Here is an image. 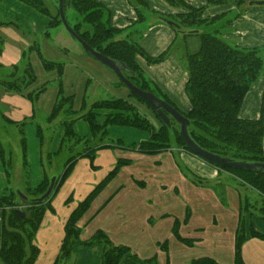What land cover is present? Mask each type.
I'll return each instance as SVG.
<instances>
[{"label": "crops", "instance_id": "obj_1", "mask_svg": "<svg viewBox=\"0 0 264 264\" xmlns=\"http://www.w3.org/2000/svg\"><path fill=\"white\" fill-rule=\"evenodd\" d=\"M93 1L109 11L110 25L123 32L122 38L134 37L151 59L165 56L159 63H149L145 57L137 56L136 62L156 96L181 113H189L191 103L186 93L188 73L184 57L182 51H176V44L189 36L173 23L190 13L188 7L201 10L204 19H228L225 40L237 48L258 51L264 62V6L251 5L241 12L233 1L209 4L208 0H182L185 5L180 6L166 0H140L138 4L134 0ZM1 7H6L10 20L0 22V65L13 71L26 60L35 75V81L21 93L0 86V109L8 122L26 124L36 120L39 112L48 121L61 96L73 99L76 112L83 108L86 112L100 102L89 105V91L95 94L103 89L118 97L114 99H129L131 92L121 85L119 78L83 50L70 52L49 44L47 30L51 20L43 13H37L22 0H0ZM33 12L38 18L24 22L23 14ZM38 34L44 36L42 45L35 40ZM43 59L60 64L61 69L47 70ZM97 113L103 119L108 112ZM239 117L250 121L264 117V68L245 96ZM60 125L55 141L46 143L49 154L58 153L61 147L65 128ZM73 130L80 138L93 140L90 125L84 119L77 120ZM110 131L115 132L112 142L107 141ZM110 131L104 145L101 144L105 147L96 145L92 158H78L63 183H57L49 200L50 209L33 239L39 250L34 264H56L69 220L101 185L76 223L79 237L67 264H102L105 245H83L92 242L98 233L104 234L111 245L125 247L139 259H153L156 264H192L203 258L218 264H236L240 230L245 237L244 264H264V218L260 213L263 198L257 189L245 185L238 175L183 148L147 153L132 147L147 141L149 133L123 126H112ZM42 140L29 150L25 139L26 164L36 166L33 179H29L31 187L39 186L47 173L39 165L45 145ZM80 144L83 142L77 145ZM1 165L0 190L10 183ZM2 219L0 210V222Z\"/></svg>", "mask_w": 264, "mask_h": 264}, {"label": "trees", "instance_id": "obj_2", "mask_svg": "<svg viewBox=\"0 0 264 264\" xmlns=\"http://www.w3.org/2000/svg\"><path fill=\"white\" fill-rule=\"evenodd\" d=\"M22 1L41 13H49V10L44 4L45 0ZM134 1L137 4L141 3L140 0ZM166 1L174 6L185 5L182 0ZM208 1L213 4L222 3L225 0ZM260 1L264 0H235V3L241 7L242 12L245 8H249L251 4L256 5V3ZM64 2L66 5L70 3L69 7L73 5L72 0H64ZM85 2L81 0V2L77 4L80 10L86 15L89 9L95 10V6L98 7V9L96 8L98 11H100V8H103L108 14L107 24L104 25L101 15L93 17L86 16L85 19L93 29L91 40H88L87 36H82L73 28L72 29L94 50L124 64L128 70V72H125V76L135 86L143 91H149L156 95L138 66L135 55L145 57L149 63H159L163 61L165 56H161L157 59L147 57L139 47L137 41L129 43L127 39H124L123 41L111 42L109 32L112 31L116 36L121 35L123 32L111 27L110 13L103 5L93 0H85ZM90 5L94 8L91 9ZM69 7H65L64 12ZM188 9H190V13L181 16L179 19L181 22L176 20L173 23L174 27L178 28L180 31H182V27L185 25L191 26L206 22L201 20V10L190 7H188ZM56 21L57 20L53 21L51 26L57 24L58 22L55 23ZM60 22L62 24L61 18ZM182 33L187 36L198 35L200 40L199 49L196 52L187 53L186 59V69L188 73L186 93L191 103V110L187 114H182L190 122L188 130L191 138L203 149L219 155L222 158L248 164H264V117L258 121L243 120L239 117V112L245 96L252 85L258 80L264 68V62L260 53L256 50H244L230 46L213 34H198L197 31H191L187 34L182 31ZM43 64L47 70H51L55 67L61 69L60 64L53 63L46 59H43ZM136 76H140L143 82L140 84L136 83ZM34 81L35 75L32 66L25 60L19 67H15L13 71H9L6 79H0V86L21 93ZM121 85L124 86L122 83ZM131 96L145 103L153 111L151 106L145 101L132 93ZM32 99L34 100L35 97H32ZM85 109L83 108V112H76L74 110L73 99L61 96L51 117L48 119V121L52 123L61 113V115L65 116V119L62 121L65 133L58 152L66 148H72L75 144L81 142H89L88 139H82L77 136L73 130L74 123L79 119H84L89 123L93 140H97L94 146H89L85 151L77 153L66 160L64 172L60 176H57L56 186L57 183L60 185L63 183L78 158L83 156L92 158L94 156L93 153L96 150L94 147L105 143L109 128L112 126L131 127L148 132L150 137L147 141L132 145V147H138L142 152L156 153L168 150L172 147L174 137L175 143L178 144L180 148L193 153L180 135V126L179 134L178 131L172 132L173 119H171V126H168L155 114L162 122L161 127L156 129L145 115L139 114L136 107L121 99L96 102L91 105L90 109L86 110V112L84 111ZM98 110L108 113L101 119L99 118L100 114L97 113ZM22 147L24 153V166L27 167L24 152V138H22ZM101 147L105 146L101 145ZM0 150L1 157L3 158L4 151L2 150L1 143ZM52 156L53 154H49L48 158L50 159ZM221 169L238 175L245 185H250L260 192L263 198L260 213L264 218V171L235 170L230 168ZM5 171L10 178V172L7 169ZM24 174L26 176V189L25 191L20 190V192L30 200L28 205L22 203L17 192L11 187L0 190V210L3 212V219L2 222H0V264H34L39 255V250L34 245L33 239L41 225L46 210L50 209L49 200L52 195L42 203L33 202V200L41 197L47 191L52 177L46 173L45 180L39 186L31 187L28 179L29 173L24 172ZM101 187L102 185L99 186V188ZM99 188L85 202L79 205L78 209L69 220L66 229V238L63 242L61 254L56 264H67L70 259L73 244L79 237V230L76 228V223L88 209L90 200L98 193ZM21 206H23V208L26 207L28 211L25 218H21L15 213L16 209ZM241 231L242 230H240L237 235L236 264H244L242 260V245L245 237ZM95 243H102L106 247L102 256V264H156L153 259H139L137 256L132 255L125 247H115L111 245L102 233H98L93 238L92 242L83 245L91 246ZM192 264L218 263L213 259L203 258L194 261Z\"/></svg>", "mask_w": 264, "mask_h": 264}, {"label": "rangeland", "instance_id": "obj_3", "mask_svg": "<svg viewBox=\"0 0 264 264\" xmlns=\"http://www.w3.org/2000/svg\"><path fill=\"white\" fill-rule=\"evenodd\" d=\"M83 1L85 2V0ZM230 1L235 2V0H225L223 2H230ZM72 2H73L72 7L67 8V10L65 11L66 20L71 28H73L80 35L87 36L88 40H91L93 29L91 25L89 24V22L85 19L86 16L93 17L96 15L97 16L101 15L102 21L104 25H106L108 14L105 10H103V8H100V11H98L96 10V8L98 9V7L95 6V10H96L95 11L93 9L94 7L90 5V8L93 10L89 9L87 14L85 15V13L82 10H80V8L77 6V4L81 2V0H72ZM85 3L89 4L88 2H85ZM44 4H45V7L49 10V13H43L44 15H42L40 12L36 10L35 11L37 13H40L43 17L51 20V23L55 20H57L55 23L58 22L57 24L53 26H49L51 28L47 30V33H49V36L51 37L49 44L52 43L55 45H59L60 47H63L67 49V51H70V52H74L77 48H79L80 50H83V47L81 46V44L72 38V36L68 32L64 24L63 23L61 24L60 22L59 0H45ZM213 4H219V3H213ZM5 11H6V7H1L0 22L7 21L8 19L10 20V18H8V16L5 14ZM29 14L30 15L23 14L24 22H30L32 21V19L36 20L38 18L36 13L34 12H33L34 15L32 13H29ZM201 20L206 21V22L200 23V24H194L191 26L185 25L182 27V31L185 32L186 34L190 33L191 31H197L198 34H206V33L213 34V35H216L221 40H223L224 42H226L227 44H229L224 38V35L226 33L225 31H227L230 25V21L228 19H223V20L204 19L201 16ZM177 21L181 22L178 19ZM24 22H23V25L25 27L26 24ZM54 26L56 27L58 26V27L55 28ZM109 33H110L109 35L111 38L110 39L111 42L112 41L113 42L123 41L124 39H127L129 43H134L136 41L134 37H131V38L123 37L122 38V36H124L122 34L119 36H116L115 34L112 33V31ZM34 37H35V40H37L38 44L39 43L41 45L43 44V40H44L43 35L41 36L40 34H38L37 36H34ZM199 45H200V40H199L198 35H190L189 37H186V39L184 40L181 39L178 41V43L176 44V51H180V52L182 51L185 65H186L187 53L196 52L199 49ZM229 45L232 46V44H229ZM0 47H1V43H0ZM137 56L139 55H135V58H137ZM65 63H68V60H66ZM36 68L37 70L40 71V68L37 65H36ZM8 72H9L8 68L2 67L0 65V79L1 80L7 78ZM135 82L140 84L143 81L140 79V76H136ZM114 98H118V97L117 96L115 97L111 95L110 93L105 92L103 89H100L99 92L95 94H90V91H89V93L87 94L86 101L89 105H91L93 102H96V101L108 100V99H114ZM125 101H127L128 104H131L134 107H136L138 109L139 114H143L145 116L146 114L149 115L151 118H148V119L155 126L156 129H159L161 127L162 122L145 103L138 101L135 97L131 96V94H130L129 99ZM61 114L55 121H53L52 123H49L47 121V117H45V115L42 112H39V114H37L36 120L30 121L26 124L15 125V124L8 122L6 119H4L2 115V110L0 109V143L2 145V150L4 151L3 153L4 157L2 158L1 150H0V159H1L0 164L2 163L1 168L3 170L7 169L11 174L10 179H9L10 183L8 187H11L16 192H19L20 190L25 191L26 187L24 183L26 181V176L24 172L29 173L28 179H33V176H34L33 169H36V166L31 167L29 164L27 167L24 166V160H23L24 153H23V147H22L23 136L26 139L27 148L29 150L31 147H35L38 141L40 142L43 139L42 141L43 143H45V145L41 149V159L39 160V165L40 167L45 168L49 176L52 178L60 176L64 172L65 162L69 157H72L77 153L83 152L84 148L88 146H94V143L97 140H90L87 143L83 142V144H80V145L75 144V146L72 148H66L56 154H53V156L50 157L49 159L48 157H49L50 150L48 146L46 145V143L48 140L50 142L49 144H52L55 141L57 137V133H58V127L61 126L60 124H62V121L65 119V116ZM59 119L61 121L60 123H59ZM32 126H36V127H32ZM37 129L38 131L36 132ZM111 129L112 127L109 128V131ZM117 129H120V128H117ZM173 131H178V134H179V125L175 121L172 120V132ZM137 132L140 133L141 131H137ZM114 133H115L114 131H110V135L108 136L107 141H110V142L114 141L115 139V137H113ZM142 133L148 134V132H145V131H143ZM137 139L139 138H136V140ZM172 147H180L178 144L175 143L174 137H173ZM18 209H20L27 215L28 211L26 207L23 208V206H21V207H18ZM68 264H72V262H69Z\"/></svg>", "mask_w": 264, "mask_h": 264}, {"label": "water", "instance_id": "obj_4", "mask_svg": "<svg viewBox=\"0 0 264 264\" xmlns=\"http://www.w3.org/2000/svg\"><path fill=\"white\" fill-rule=\"evenodd\" d=\"M252 5V4H251ZM256 5L258 6H264V1L257 2ZM70 3L67 5L65 4L64 0H59V13L60 18L70 35L73 39H75L77 42L81 44L83 47L84 52L101 63L102 65L109 68L120 80L122 84L134 95H136L138 98L145 101L147 104L151 106L155 114L168 126H171V119L176 121L180 126V135L187 145V147L200 159L204 160L205 162H208L210 164H213L215 166H218L219 168H230L235 170H247V171H264V164H248L244 162H236L231 161L226 158H222L219 155L213 154L202 147H200L190 136L189 134V126L190 122L189 120L180 113L175 107H173L168 102L160 99L157 97L154 93L149 91H143L137 86H135L126 76L125 72H128L127 67L118 62L115 61L99 52L94 50L87 42H85L68 24L65 16V7H69ZM169 24H171L169 22ZM57 177H53L50 181V185L47 189V191L39 198L34 199L33 202L42 203L45 200H47L54 192L55 186H56ZM19 197L22 200V203L24 205H28L30 203V200L20 191L17 192ZM15 213L21 217L25 218L26 214L21 211L20 209H16Z\"/></svg>", "mask_w": 264, "mask_h": 264}]
</instances>
